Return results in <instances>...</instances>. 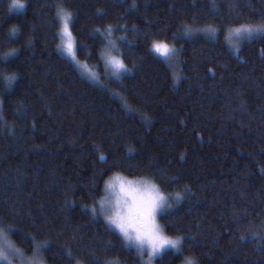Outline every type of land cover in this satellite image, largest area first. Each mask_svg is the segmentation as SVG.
Segmentation results:
<instances>
[{
  "label": "trees",
  "instance_id": "16d2710c",
  "mask_svg": "<svg viewBox=\"0 0 264 264\" xmlns=\"http://www.w3.org/2000/svg\"><path fill=\"white\" fill-rule=\"evenodd\" d=\"M45 2L25 0L26 10L9 11L11 0H0V55L22 48L35 33L32 47L22 50L16 68L8 70L18 69L21 79L6 97L8 127L0 130V216L5 223H15L23 232L35 226L47 233L38 236L52 241L51 250L43 254L45 264H139L135 249L124 250L115 236L104 233L102 224L90 221L81 205L103 196V179L115 172L150 179L151 161L180 177L171 187L163 184L167 177H158L161 190L187 197L160 222L172 229L170 236L179 234L178 229L195 237L185 242L181 254L167 249L155 264H186L193 257L198 264H264V241L251 235L239 240L241 233L259 231L264 222V44H244L234 53L223 32L214 39L201 35L191 42L179 40L176 46L183 44V52L171 70L162 58L145 55V46L132 48L126 59L129 64L135 60L139 70L126 83L142 101L137 107L152 118L142 124L121 115L98 86L61 62L64 58L54 51L59 40L52 35L59 26H46L51 17ZM121 3L75 0L80 14L77 39L83 40L93 26L116 23L132 0ZM138 3L139 11L119 23L157 32L175 31L205 0ZM251 3L257 10L264 7L261 0ZM97 8L108 11L104 20L93 15ZM221 12L227 20L226 9ZM13 27L20 31L13 33ZM79 59L85 60L83 53ZM86 62L91 67L96 59ZM172 71L179 82H173ZM17 107L26 109L23 119L13 117ZM127 147L135 151L126 160ZM97 148L107 155V165L98 162ZM234 211L246 218L237 222ZM18 235L7 237L24 254H33ZM107 240L115 247H106ZM68 248L71 261L63 255Z\"/></svg>",
  "mask_w": 264,
  "mask_h": 264
},
{
  "label": "snow or ice",
  "instance_id": "6c2138e0",
  "mask_svg": "<svg viewBox=\"0 0 264 264\" xmlns=\"http://www.w3.org/2000/svg\"><path fill=\"white\" fill-rule=\"evenodd\" d=\"M127 0H122L121 6ZM75 0H46L44 7L49 10L50 19L45 23L48 28L59 26L53 32V39L59 40L54 51L64 59L62 63L68 64L78 76L90 85L98 86V90L110 98L121 115L128 119L138 120L142 124L151 122V117L146 115L139 107L142 103L136 93L129 91L126 81L135 76L139 65L135 60L129 64L126 57L132 48L144 47V54L151 57H160L165 66L171 70L173 62L179 64L184 45L176 46L179 40L191 42L198 36L204 38H216L221 32L224 39L234 53L242 50L244 44L260 42L264 44V7L257 10L253 8L251 0H205V3L195 10L189 18L179 22L175 31L164 29L157 32L142 31L135 25L129 28L127 23H119L125 16L136 14L140 5L138 0H132L128 8H125V15L117 18L116 23H107L93 26L84 37L78 40L74 34L79 21V11L74 8ZM264 5V0H261ZM67 5V6H66ZM147 9L148 5H144ZM25 0H11L8 10H26ZM227 11V20L222 15L221 9ZM93 15L98 20H104L108 11L97 8ZM17 27L12 28L13 33L19 32ZM117 32L124 33L116 36ZM135 33L133 39L128 34ZM170 33V35H169ZM34 31L29 35L22 48H10L0 55V78L3 80V87L0 88V130L8 127L5 117L4 106L6 97L15 90L21 77L19 70L9 72L10 68H16L22 50L32 47ZM9 43L17 41L5 38ZM83 53L85 60L79 59ZM264 55V49H262ZM95 58L96 64L91 67L86 62ZM143 59V57H141ZM103 69L101 73L99 69ZM211 71V69H209ZM174 83L179 82L176 71L171 72ZM16 119H23L26 116V109L17 107L12 113ZM34 126V125H33ZM9 131L11 129L9 128ZM95 147V146H94ZM98 162L108 164L107 155L96 149ZM135 150L126 148L125 159L133 158L129 154ZM184 154L179 159L183 160ZM150 171L153 173L150 179L142 177L129 179L121 172H115L107 179H103L104 169H100L103 179L104 195L99 199H93L91 205H81L89 219L93 223H100L106 235L115 236L124 250L135 249L139 257V264H154L157 258L162 257L166 249H172L176 254H181L186 241H195V237H189L181 230L179 234L170 236L168 231L172 230L166 223L160 220L169 217L175 207L187 197L181 192L164 193L158 185V177L163 179V184L171 187L179 182L178 175H169L167 170L156 167L149 162ZM264 173V168L260 169ZM187 190V186H185ZM75 203V202H73ZM234 219L239 222L240 217L234 211ZM259 231L248 228L247 234L241 233L239 240L245 241L248 235L264 241V222L257 226ZM239 231V228L237 229ZM18 233V238L23 240L31 248L33 256L39 259L25 258L20 248L7 240L9 233ZM42 229L35 228L32 232H23L16 227L15 223H5V217L0 216V264H43V254L52 248L51 240H39L38 236L46 235ZM106 247H115L112 240L104 241ZM145 253L147 259H145ZM63 255L69 261L74 259L71 248L64 250ZM94 264H105L94 260ZM186 264H198L195 257L186 258Z\"/></svg>",
  "mask_w": 264,
  "mask_h": 264
},
{
  "label": "rangeland",
  "instance_id": "374dc122",
  "mask_svg": "<svg viewBox=\"0 0 264 264\" xmlns=\"http://www.w3.org/2000/svg\"><path fill=\"white\" fill-rule=\"evenodd\" d=\"M59 43V42H58ZM226 44H227V42H226ZM227 46H228V44H227ZM229 47V46H228ZM129 179H135V178H140V177H128ZM7 240L9 241V242H11L10 241V239L7 237ZM0 243H4V241L3 240H0ZM12 243V242H11ZM13 244V243H12ZM14 245V244H13ZM14 247H16V248H18L17 246H15L14 245ZM167 250V249H166ZM24 256H25V258L27 259V258H32V259H34V260H36V259H39V257H35V256H33V254H31V255H26V254H24ZM145 259H147V256H146V253H145ZM43 264H45L44 263V261H43ZM155 264V263H154Z\"/></svg>",
  "mask_w": 264,
  "mask_h": 264
}]
</instances>
